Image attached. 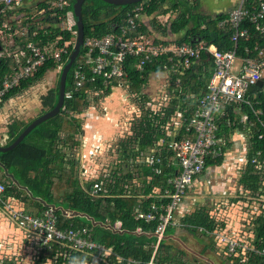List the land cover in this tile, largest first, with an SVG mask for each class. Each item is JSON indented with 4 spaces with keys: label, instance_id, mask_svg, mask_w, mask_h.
<instances>
[{
    "label": "trees",
    "instance_id": "trees-1",
    "mask_svg": "<svg viewBox=\"0 0 264 264\" xmlns=\"http://www.w3.org/2000/svg\"><path fill=\"white\" fill-rule=\"evenodd\" d=\"M74 2L75 0H68L69 6L66 11L73 10ZM98 2L101 5L97 4L95 6V3ZM140 3L146 5L144 10L146 16L158 12L162 15L168 12L176 13V17L171 19L168 25L165 27L158 26V28L162 35L169 33L173 36L179 34L181 36L174 41L163 40V43L174 42L195 45L198 41H203L206 45L213 44L220 51H227L233 47L232 31L228 27L223 29L218 27L219 21L227 17L226 12L214 16L204 13L200 6V0H144ZM165 4H167L166 7ZM134 5L115 6L101 0H85L81 8L83 40L87 37H99L108 33L113 23L117 22ZM233 6L234 4L231 7ZM243 28L248 29L249 36L248 39H238L236 54L240 58H257L258 50L264 51V35H260L245 23L241 26V29ZM140 29L146 31L144 26H141ZM53 30L51 32L52 37L59 31L58 29ZM73 30L76 31V26L73 27ZM37 38L43 40V31H38ZM72 38L74 36L69 31H64L63 40L59 42V45L63 41L72 40ZM246 49L248 52H245ZM69 50H73L72 45L69 46ZM82 52L83 48L80 47V54ZM134 62V59L128 58L124 64V70L128 75L124 81L125 89L129 92V95H138L141 110L132 121L129 129L130 135L122 138L118 143L115 169L110 171L106 176L107 178H103V181L98 180L97 182L100 183V194L103 196L93 198L88 194L95 181H88L81 187L75 168V157L68 159V168L63 167V164L66 163L63 160L65 154L59 149V146L77 147L76 137L83 132L82 120L79 116L91 107L90 98L98 101L109 96L114 85L104 89L100 82L87 83L84 88L73 94L71 99H65L56 116L36 126L12 150L0 153V171L3 169L12 174L18 182V185L17 183L13 184L8 177L3 175V179L7 182V184L3 182L5 184L3 185L4 197H12L14 200L26 199L31 202L33 197H36L40 198L44 204L37 203L39 209L54 205L64 211L83 214L92 219L94 223L99 224L93 226L92 222L85 217H66L57 211L58 225L60 227L70 226L73 229L87 227L91 230L92 239L107 248H111L113 253L124 259L132 258L146 261L153 251L151 245L155 242V238L151 234L157 222L146 223L142 220H135L134 215L137 207L146 209L150 203L156 202V199L149 197L140 200L139 197L140 195L145 197L151 195L154 186L163 187L166 176L175 171L176 168L171 164L173 154L167 148V144L171 140L180 141L192 137V132L185 131V127L197 100L206 91L213 64L207 54L202 51L199 60L194 61L183 75L172 76L171 84L168 87L172 95H167L166 102L155 110L147 105L150 102L149 98L145 94H141V91L144 90L150 75L162 74V66L166 63V60L164 57L154 59L145 64L141 71L136 70L133 66ZM4 63L3 60L0 61V78L7 72V62ZM55 69L56 64L51 61L47 62L35 72L33 77L22 82L18 88L6 95L4 100L17 96L18 93L42 79L47 72ZM71 79L72 69L67 75L65 90L70 88ZM176 79H178L177 83L175 82ZM99 89L102 90V93L93 96L92 93ZM58 91L59 76L56 87L41 97L43 108L51 110L56 105ZM250 97L255 102L252 109L261 111L259 120L264 124V78L262 79V86L250 93ZM145 104L146 108H144ZM243 109L248 113L250 120L255 121L251 110L247 107ZM227 111L230 118L233 119L232 112L229 109ZM172 118L180 120L182 123L178 130L172 123ZM219 120V137H223L222 131L228 132V127L231 130L234 128L242 130L245 127L243 124L238 123L228 126L225 117ZM27 125L25 124L17 129L15 124H11L9 126L10 140L6 146L10 145ZM171 134H174V136ZM249 134H252V136L248 140L249 150L246 157L245 171L242 173L239 183L250 197L260 198L264 196V174L254 170L251 159L257 152L264 157V128H260L259 124L256 123ZM260 134L262 137L258 139ZM153 149H156L157 153L163 158L164 163L171 164V167H163L162 176L153 177L148 181L149 171L135 165L133 162L137 157H143ZM221 161L222 157L215 161L208 160L207 164L209 162L220 164ZM134 176L139 181V185L132 183V181L134 182ZM19 186L25 187L31 197L26 198L25 196L23 198L22 191L18 189ZM116 222H121L120 229L114 228ZM181 222L186 231L194 232L213 244V237L209 234L217 228L218 223L209 217L205 208H198L195 213L185 217ZM252 224L254 226L252 241H244L254 246V248L262 249L264 248V213L259 214L252 221ZM137 228L141 229L140 233L136 232ZM171 228L168 226L165 232ZM175 245L177 243L170 238L159 244L157 252L159 264H190L180 259V256L185 257L187 253L177 249L178 246L176 248ZM58 250L56 245H50L37 251L38 257L32 264H46L47 260H51L53 264H63L66 258L71 261L73 257L83 258L89 262L92 259L91 255H94L93 253L88 255V253L81 252H71L69 255H65L64 252L59 254ZM172 251L175 253H172ZM224 258L229 264H262L260 257L249 252L236 251L234 255L228 256L224 251ZM194 262L198 264L196 261ZM3 264L16 263L12 260H6Z\"/></svg>",
    "mask_w": 264,
    "mask_h": 264
},
{
    "label": "built area",
    "instance_id": "built-area-1",
    "mask_svg": "<svg viewBox=\"0 0 264 264\" xmlns=\"http://www.w3.org/2000/svg\"><path fill=\"white\" fill-rule=\"evenodd\" d=\"M25 6H30V15L15 19L17 10H23ZM68 6V0H0V61L7 62V72L0 78V103L22 82L33 77L47 62L56 64V69L61 72L73 51L69 50V46L72 45L74 49L77 35V31L73 30L76 19L72 11H66ZM145 6L144 3L135 4L113 23L108 33L83 40V52L80 54L79 50L72 64V83L70 88L64 91V100L71 99L73 94L84 88L87 83L100 82L104 89L112 85L113 88L121 87V83L128 76L124 70L128 58L134 59L133 66L141 71L145 64L164 57L169 64L162 66V75L170 78L166 82H170L172 76L183 75L194 61L199 60L202 51L211 59L213 70L206 91L197 100L185 127V131L192 132V137L180 141L171 140L167 144L173 154L171 164L176 168L175 171L166 176L163 187L154 186L151 195L140 196L143 199L153 197L156 202L150 203L146 209L137 207L135 211V220L157 222L151 234L155 238L151 245V257L143 261L118 256L117 264H159L157 252L159 244L166 239V228L181 227V224L175 222L174 213L182 203L187 188L195 177L204 172L208 160L215 161L223 156L225 139L219 137V119L225 117L228 126L243 124L248 133L256 123L260 128H264V124L259 120L261 111L252 109L255 102L249 92L250 88L255 87L256 83L264 78V51L258 50L257 58H240L236 54L238 39H248L249 36L247 28L241 29L244 23L264 35V0H238L227 12V17L219 21V28L228 27L232 31L233 47L227 51H220L213 44L206 45L203 41H198L195 45L163 43L162 39L140 29ZM166 15L164 21L169 14ZM53 29L59 30L54 37L51 33ZM40 30L43 31L42 41L37 38ZM64 31H69L74 38L59 45L63 40ZM236 61L240 64L235 65ZM175 82L177 83L178 79ZM101 89L91 91L93 96L100 95ZM166 100L167 95L164 94L159 107ZM148 106L156 108L155 104L148 103ZM244 107L251 110L255 121L250 120ZM227 109L232 112L233 119ZM171 121L177 130L182 125L180 120L172 118ZM251 136L252 134H249L250 138ZM261 137L260 134L258 139ZM133 163L149 171L148 181L153 177L162 176L163 167H171V164L164 163L156 149L143 157H137ZM251 164L254 170L264 174V157L260 153L255 154ZM3 191L4 186L0 184V209L6 211L18 229L33 235L39 251L56 245L63 248L65 255L71 252L93 253L98 256L99 261H104L105 255H111L110 250L92 240L89 229L60 227L54 207H46L38 215L27 214L15 208L12 201L3 196ZM100 192V183H94L88 194L96 198L103 196ZM115 227L120 229L121 226L118 223ZM136 232L140 233L141 229L137 228ZM218 232L220 231H214L215 240L223 245L228 256L234 255L236 251L249 252L260 257L264 264V248H254L244 240Z\"/></svg>",
    "mask_w": 264,
    "mask_h": 264
},
{
    "label": "crops",
    "instance_id": "crops-1",
    "mask_svg": "<svg viewBox=\"0 0 264 264\" xmlns=\"http://www.w3.org/2000/svg\"><path fill=\"white\" fill-rule=\"evenodd\" d=\"M27 4L29 3L27 2ZM231 6L226 10L225 9L215 10V12L211 14H213L214 16L223 12L227 13L229 9L232 8ZM30 12H31L30 6L29 7L25 6V9L17 10V13H15L14 18L19 19L21 16H24L26 14L30 15ZM166 16H167L166 14L163 15L161 14L158 16L157 14H152L150 16H146L143 14L141 17V25L144 26L146 31H148L155 38H160L162 40H167V41L178 40L181 35H177L175 38H170V36L165 37V35H162L159 29H158L159 32L157 33L156 31H154L155 26H157V28L158 26L159 27L161 26L157 24V21H153V18L160 20L161 18H165ZM32 86L33 85L27 87L22 92L18 93L17 99L19 98V95H21V93H24L26 90H29L30 87ZM51 89H48V91ZM120 92H122L121 89L116 87L112 88L111 94L107 96L105 99L106 100L105 106L103 105V108L101 107V114L94 111L97 115L89 116L88 122L85 123L84 128H82L83 131L82 134L76 137V141L78 142L76 148L75 147L71 148L67 145L59 146V149H61V151L65 154V158L63 160L64 162L67 163V165L66 163L63 164V167L68 168L69 167L68 159H72L73 157H75L76 160L75 168L78 173V181L81 187H83L84 184L88 181L89 182L95 181V183H97L98 180L103 181V178L104 177L107 178L106 176L109 174L108 171H104L103 173H99L93 176L88 170L91 178L87 179V176H89L87 175V169L88 167L92 166L89 164L87 165V162L88 161L90 162V159L92 160V158H97L100 154H102L101 150H102V146H104L103 142H107V140H110L112 137H114L113 136L114 134H117V132H119L117 123L119 122V115L122 114L121 113L122 107L125 103V101L121 97ZM15 97L16 96L8 98L7 100H4L1 103L0 118L7 114L12 115V110L10 108H12L11 104L13 103ZM36 106L37 108H39L40 111L37 112V114L35 112L29 120H24V121L19 120L18 122L11 120L9 122V124L7 125V132L5 133L4 136V138L7 139L8 141H5V139L3 138V140L0 141V147H5L10 140L9 126L11 124H15L17 129L21 128L23 125L29 124L35 118L48 111L45 108H43V105L41 103V98H40V102ZM9 118H11V116ZM227 130L228 132H223V131L221 132L223 136L222 138L225 139V147L223 150L221 163L217 164L215 162H209L204 172L194 178L190 186L187 188V192L182 203L178 206V208L174 213L175 222L181 224V227L169 226L172 228L169 231L165 232L166 239L170 238L177 243L175 247L181 246L183 250L187 252V249L185 247V244H183V241L185 242L189 239L200 247V251L198 253L195 252L196 255L201 257V256H205L206 253L209 254L212 253L219 259L218 261L219 264H229L227 261H225L224 258L225 250L223 245L219 244L214 238L212 239L213 244L210 242H205L204 241L205 239L198 236L196 233L186 231L185 230L186 228L185 226H182L181 221L185 217L187 216L189 217L193 213H195L198 208L203 207L206 209L207 214L212 220L213 219L215 220V217L218 219H222L223 222L222 221L221 222L223 223V225L221 224L218 229L225 228L228 231L229 235H233V232L231 230L235 231L236 229L233 228V226L235 225L234 223L235 219L239 217L238 216L239 213L237 212V210H235L236 213H233L232 208L234 206H236V208H242L237 206L240 204H243V207L247 206L245 205L247 203L246 202L244 203L243 199L245 200L246 197L245 193L246 194L248 193L243 190V187L239 183V179L241 178L242 173L245 171L246 157L249 150V144H248L249 133L245 129V127L244 129L242 128V130H238L237 128L231 130L228 127ZM70 150L73 151L72 154L67 153V151ZM6 174L12 175L10 173H7L3 169L0 171V178H1L0 183H2L3 185L7 184L5 179H3L4 177L3 175L9 178V176H7ZM135 178L136 177L134 176L133 178L134 182L132 181V183L138 184L136 183L137 181L135 180ZM9 179L13 184L17 183L18 185V182H16L14 177L13 180L11 178ZM18 189L22 191L23 198L25 196L26 198L31 197L29 191L25 187L19 186ZM239 194H241V196H238ZM140 196H144V195H140ZM7 198H9L12 201L15 208H18L22 210L24 213L31 215H38L46 207H49V206H44L43 209H39L37 203L42 205L44 204L40 198H36V197H33L32 202L26 199L14 200L12 197H7ZM256 198L257 199H254L253 202H251V204L252 203L254 204V206L252 207L254 209V212L250 211V213L258 216L259 214L264 213V196H261L260 198L258 197ZM139 199L141 200V197H139ZM206 202H208V204L210 205L206 206L207 205L205 204ZM50 206L54 207L56 212L59 211L63 216L66 217H74V216L84 217L82 216L83 214L72 215L73 213H77V212H68V211H64L60 207H55L54 205H50ZM58 208H60L61 211L57 210ZM215 209H218L219 211L224 210L226 219H224L223 216L219 218V215L215 212ZM62 212H65L66 215H64ZM86 218L90 220V218H88L87 216ZM91 222L93 226L99 224V223L93 224L94 222L93 221ZM118 223L121 226V222H116L114 224L115 229H117L115 226ZM217 223L219 224L220 222ZM237 227H238V229H236L237 235L241 237V239L252 241V233H253L252 229L254 227L253 224L251 225V229H249V231H245L239 224L237 225ZM239 227H241V230H239ZM77 229H88V228L83 227ZM209 236H211V234H209ZM105 248L111 251V255L109 256L105 255L103 258L104 261L102 260L99 261L97 259L98 258L97 255L88 254L91 255L92 259L91 261L87 262V264H117L116 259L119 255L113 253L111 248H107V247ZM58 249H59L58 253L63 254L64 251L63 248L59 247ZM177 249L183 251L181 248H177ZM37 251L39 250L37 249L33 235L29 233L27 234L24 231L18 229L16 225L13 223V221H11V219L8 217L6 211L0 209V264H3V262H5L6 260H12L16 264L17 263L32 264L33 261L36 260V258L38 257ZM172 253L175 252L172 251ZM127 259H132V258H127ZM205 259L207 260L208 257ZM211 259H212L211 263L209 264H215V262H217V261L214 262L213 257ZM66 260L67 258L64 260L63 264H70L71 261L68 260L66 261ZM46 264H53V262L51 260H47Z\"/></svg>",
    "mask_w": 264,
    "mask_h": 264
},
{
    "label": "rangeland",
    "instance_id": "rangeland-1",
    "mask_svg": "<svg viewBox=\"0 0 264 264\" xmlns=\"http://www.w3.org/2000/svg\"><path fill=\"white\" fill-rule=\"evenodd\" d=\"M236 2H238V0H200V6L204 13L208 12V14L213 16V14L211 13H214L215 10H218V9L226 10L232 4H235ZM97 4L101 5L98 2V3H95V6ZM166 6L167 4H165V7ZM168 14L169 15L166 21H164V18H161L160 20L153 18V21H157L158 25H160L161 27H165L166 25H168L171 19L176 17L175 12H169ZM158 15H161V13L158 12L157 16ZM158 29L159 28H157V26L154 27V31H156V33L159 32ZM164 35L165 37L170 36V38L176 37L175 35L173 36V35H170L169 33H166ZM239 64H240L239 61L235 62V65H239ZM55 70L56 71L47 72L46 75L42 79H40L38 82L33 84V86L30 87L29 90H26L24 93H21L18 99H17V96L14 98L13 103L11 104L12 108H10L12 110V115L7 114L0 118V141L3 140L5 133L7 132V125L9 124L11 120L15 122H18L19 120H22V121L29 120L35 112L37 114V112L40 111L39 108H37L36 106L40 102V98L46 95V92L48 91V89L56 87L59 72L57 69ZM148 79L150 83L147 80L148 82L146 86L144 87V90L141 91V94H145L149 98L150 105L155 104L156 108H159V104L162 103V97H164V94L172 95V92L168 90V87L171 83L166 82V80H169L170 78L167 77V75L163 76L162 74L161 75L152 74L149 76ZM121 84H122L121 87H117V88L121 89L122 92H120V94H121L122 99L125 101V103L122 107V112H121L122 114L119 115V122L117 123L119 132H117V134H114L113 135L114 137H112L110 140H107V142H103L104 146H102V150H101L102 154H100L97 158H92V160L90 159V162L89 161L87 162V165L88 164L92 165L88 167L87 175H89L88 170L90 171L91 175L94 176L96 174L103 173L104 171L110 172L113 169H115L114 167H115L116 159H117L116 149L118 147V143L122 138L130 135L129 129L132 125V121L140 113L141 103H140V100L137 98L138 95L137 96L132 95V94L129 95V92L125 89L126 88L125 82L123 81ZM105 99L106 97L96 101L95 99L90 98L91 107L87 108L86 111L82 115L79 116V118L82 120V128H84L85 123L88 122V118L90 115L91 116L97 115L94 111L101 114V107L103 108V105L105 106V101H106ZM146 107L147 106L145 104L144 108ZM150 108H152V106H150ZM156 108H153V109L156 110ZM137 109L139 110V112L137 111ZM10 116L11 118H9ZM5 141H8V140L5 139ZM72 152L73 151L71 150L67 151L68 154H72ZM90 178H91L90 175L87 176V179H90ZM136 181H137L136 183L139 182L138 180ZM247 195L248 194L245 193V196H246L245 200L243 199L244 203L245 202L247 203L245 204L247 206L243 207V204H240L237 206L242 207V208H236V206L232 208L233 213H236L235 210H237V212L239 213L238 215L239 217L236 218L234 221L235 225L233 226V228L238 229L237 225L239 224L245 231H249V229H251L252 221L255 219L254 217L257 216V215H253L250 213V211L254 212V209L252 208L254 204L253 203L251 204V202H253V200L257 198L250 197ZM238 196H241V194H239ZM205 204H207L206 206L210 205L208 204V202H206ZM215 212L219 215V218L223 216L224 219H226L224 210L219 211L218 209H215ZM215 221L220 222V223L218 224L217 228L214 231H220L218 233H223V235H227L228 231L225 228L218 229L221 224L223 225L222 219H218L215 217ZM241 227H239V230H241ZM236 229L235 231L231 230L233 232V235H230V236L237 238V239H241V237L237 235ZM214 231L211 233L212 234L211 237L213 236V238H215ZM204 241L207 242V240H204ZM183 244H185L187 252L183 250L181 246H178V248H181L183 251L187 253L185 257L180 256V259L182 261H187L190 264H195L194 261H196L198 264H209L211 263V260H212L211 258L213 257L214 262L217 261L215 262V264H219L218 263L219 259L212 253L210 254L206 253L207 256L206 255L201 256L204 259L196 255L195 252L198 253L200 251V247L196 245L193 241L188 239L185 242L183 241ZM207 257L209 260L205 259Z\"/></svg>",
    "mask_w": 264,
    "mask_h": 264
},
{
    "label": "water",
    "instance_id": "water-1",
    "mask_svg": "<svg viewBox=\"0 0 264 264\" xmlns=\"http://www.w3.org/2000/svg\"><path fill=\"white\" fill-rule=\"evenodd\" d=\"M84 1L85 0H75L73 4L72 12H73L74 18L76 19L77 35H76L74 49L72 53L70 54L69 60L64 65V67L62 68L60 72L58 100H57L56 105L51 110L46 111L45 113L35 118L32 122H30L26 126V128L17 136V138L10 145L5 146V147H0V153L12 150L31 132V130H33L36 126H38L42 122L56 116L59 113L60 109L62 108L63 103H64V91H65L66 78L72 67L73 62L75 61L79 53L80 47L82 46V43H83V21H82V15H81V8H82ZM101 1L107 4H110V5L125 6V5L135 4L143 0H101ZM261 86H262V81L260 80L256 83L255 87L249 89V92L252 93L256 88H260ZM6 175L9 176V178L13 180L12 175H8V174ZM57 210L61 211L60 208H58ZM62 213L66 215L65 212H62ZM72 215H81V214L73 213ZM82 216L86 218L85 215H82ZM90 221L92 220L90 219ZM93 224H96V223H93Z\"/></svg>",
    "mask_w": 264,
    "mask_h": 264
},
{
    "label": "clouds",
    "instance_id": "clouds-1",
    "mask_svg": "<svg viewBox=\"0 0 264 264\" xmlns=\"http://www.w3.org/2000/svg\"><path fill=\"white\" fill-rule=\"evenodd\" d=\"M70 264H87V260L83 258L73 257Z\"/></svg>",
    "mask_w": 264,
    "mask_h": 264
}]
</instances>
